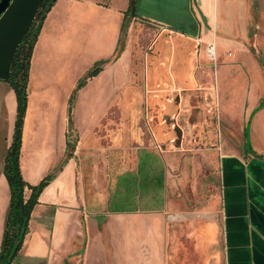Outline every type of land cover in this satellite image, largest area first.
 Returning <instances> with one entry per match:
<instances>
[{
  "label": "crops",
  "instance_id": "obj_1",
  "mask_svg": "<svg viewBox=\"0 0 264 264\" xmlns=\"http://www.w3.org/2000/svg\"><path fill=\"white\" fill-rule=\"evenodd\" d=\"M112 1L57 0L44 22L32 58L20 165L30 185L52 174L54 179L39 197L12 264H96L95 253L102 250L106 264H168L165 169L170 153L158 145H142L143 135L131 134L135 125L126 116L130 127L122 126L115 109L159 104V95L178 90L184 100L182 123L208 140L195 154L218 171L223 262L264 264V117L259 115L264 110L259 109L264 102V55L250 44L254 0H220L217 12L214 0H195L199 24L191 32L162 29L139 18L131 12L136 0H122L118 7ZM41 2L12 0L0 17V251L11 201L4 163L17 119V98L8 79L17 47ZM138 21L149 25L142 32L149 39L157 28L170 31L153 44V53L141 55L139 77L133 72ZM147 39L141 38L140 47L148 45ZM174 44L173 85L159 80L158 71L162 47ZM208 45L215 46L214 63L206 54ZM102 61L108 62L85 88L96 82L105 109L84 117L89 130L80 134L73 112L85 88L76 96L72 123L70 101L80 80ZM239 91L241 101L236 100ZM198 93L206 99L195 104L203 114L193 127L188 114L195 111L191 106ZM234 109L239 121L223 118L222 111ZM106 128L112 137L103 139ZM72 134L76 146L70 155ZM91 136L96 140L88 147ZM151 203L162 208L146 206ZM198 215L216 219L214 214Z\"/></svg>",
  "mask_w": 264,
  "mask_h": 264
},
{
  "label": "rangeland",
  "instance_id": "obj_2",
  "mask_svg": "<svg viewBox=\"0 0 264 264\" xmlns=\"http://www.w3.org/2000/svg\"><path fill=\"white\" fill-rule=\"evenodd\" d=\"M121 1L113 0L112 5L118 7L121 5ZM219 2L220 0H214L211 4L215 8V12L218 11ZM253 3V25L251 28L253 38L250 44L257 52L264 55V0H254ZM135 11L139 18L143 17L146 21L153 22L154 25L166 30L173 29L175 31L185 30L191 32L190 30L199 24L197 20L199 13L195 0H136ZM147 26L149 25L144 21H138L134 25L135 52L133 62L134 75L138 77L141 75L142 69L140 64L143 63L140 61L141 55L147 56L153 53V44L156 41L158 42L160 36L166 32L158 28L153 30L155 34L153 41H150V45L149 34L142 35ZM141 38H148V45L145 48L139 45ZM174 46L176 47V44L170 45L168 48L162 47L161 57L163 62L158 71L159 80H166L168 84L173 85L176 81V78L172 75L174 69L171 53L172 50H175ZM231 55L230 53L229 56ZM120 65L118 64V70L121 68ZM97 86L95 82L85 88L79 104L77 107L75 105L73 119L78 125L80 134L85 132V135L89 130V125L84 123L83 118L94 117L96 114H101L105 109L102 102L104 100L103 92L99 91ZM166 94L164 97L159 95L161 100L159 104H149L142 109H136L137 111L118 107L115 109V115L122 117L120 119L121 122L123 119L122 126L125 125L128 129L130 125L127 124L124 117L126 116L125 118L129 119L131 126L134 123L135 127L132 128L131 134H142L144 137L142 145H158L164 151L170 153L169 157H166L165 169L168 264H224L223 235L217 199L220 189L218 171L204 156L195 154L196 151L205 146V143H208V140L205 137L203 140L198 136L197 131L192 133L187 129V125L182 123L183 93L178 90ZM200 95L199 93L196 94L200 102L195 98L191 106L195 111L191 115L188 114L193 127L197 125L196 122L201 119V114H203L201 113L202 110L199 109V105H195L196 103L203 104L205 102L206 98ZM241 99L242 91H239V93H236V100L241 101ZM109 110L111 111V107L107 109L106 116L109 115ZM222 112L224 119L231 118L236 121L240 119L238 110L234 109L230 113ZM113 115L111 113L110 118H108L111 123L113 118L111 116ZM259 115L264 117V110ZM208 117L211 118L210 115ZM249 117L247 122H249ZM140 120L141 122H139ZM120 126L121 124L118 123V128ZM105 127L107 126L105 125ZM104 131L106 135L103 139L112 137L109 128L104 129ZM117 132L119 134L120 131L118 130ZM159 134L164 136H162V139L158 138V141L153 136L158 137ZM71 140L73 141V147H75L76 138L74 134H72ZM95 140L94 136L87 137L86 145L93 147ZM139 142H135L134 147H138ZM96 143L100 146V142L96 141ZM29 195L30 192H28ZM146 206L151 209L162 208L160 204L156 203L147 204ZM117 207H120V205L117 204ZM170 208L174 211H171ZM199 213L214 214L216 219L212 222L206 218H198L197 215ZM95 259L96 264H106L107 262L103 250L95 253Z\"/></svg>",
  "mask_w": 264,
  "mask_h": 264
},
{
  "label": "trees",
  "instance_id": "obj_3",
  "mask_svg": "<svg viewBox=\"0 0 264 264\" xmlns=\"http://www.w3.org/2000/svg\"><path fill=\"white\" fill-rule=\"evenodd\" d=\"M56 2L57 0H42L34 20L28 27L12 59L8 82L14 89L17 98V119L13 141L4 163V174L10 187L11 201L0 251V264H12L19 256L25 238L29 232L32 213L39 203V197L54 179V175L52 174L46 177L38 185H30L22 175L20 159L23 144L24 123L28 111L32 58L44 22ZM131 12H134V15H136L135 10L133 11L132 9ZM126 26L127 21L124 24V30L126 29ZM119 53L120 51H118V54ZM107 62L108 61H102L96 64L87 75L80 80L70 101V123H72V107L77 94L87 82H89V80L95 78L102 72L103 66ZM262 108H264V102L259 109ZM74 150L75 147H73L70 137V155ZM28 192H30L29 196Z\"/></svg>",
  "mask_w": 264,
  "mask_h": 264
},
{
  "label": "water",
  "instance_id": "obj_4",
  "mask_svg": "<svg viewBox=\"0 0 264 264\" xmlns=\"http://www.w3.org/2000/svg\"><path fill=\"white\" fill-rule=\"evenodd\" d=\"M12 0H0V17L4 14V12L8 9V7L10 6ZM170 36V31H166L164 32L160 38H162L163 36ZM159 38V39H160ZM134 72V71H133ZM173 90V87L171 88V91ZM134 134V133H133ZM198 218H205V216L202 215H197ZM208 218V217H207Z\"/></svg>",
  "mask_w": 264,
  "mask_h": 264
},
{
  "label": "built area",
  "instance_id": "obj_5",
  "mask_svg": "<svg viewBox=\"0 0 264 264\" xmlns=\"http://www.w3.org/2000/svg\"><path fill=\"white\" fill-rule=\"evenodd\" d=\"M207 54L211 61L216 60V49L214 45H209L207 48Z\"/></svg>",
  "mask_w": 264,
  "mask_h": 264
},
{
  "label": "flooded vegetation",
  "instance_id": "obj_6",
  "mask_svg": "<svg viewBox=\"0 0 264 264\" xmlns=\"http://www.w3.org/2000/svg\"><path fill=\"white\" fill-rule=\"evenodd\" d=\"M152 39H153V38H150V39H149V42H150V41L152 42V41H153ZM151 42H150V45H151Z\"/></svg>",
  "mask_w": 264,
  "mask_h": 264
}]
</instances>
